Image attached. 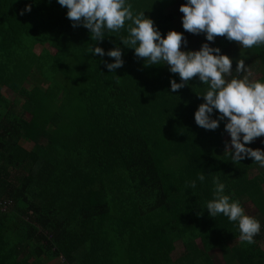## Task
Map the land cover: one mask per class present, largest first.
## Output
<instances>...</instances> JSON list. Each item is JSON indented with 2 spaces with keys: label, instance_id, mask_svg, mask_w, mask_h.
I'll return each mask as SVG.
<instances>
[{
  "label": "trees",
  "instance_id": "trees-1",
  "mask_svg": "<svg viewBox=\"0 0 264 264\" xmlns=\"http://www.w3.org/2000/svg\"><path fill=\"white\" fill-rule=\"evenodd\" d=\"M129 2L162 35L180 31L195 50L206 42L182 27L186 0ZM66 13L57 0H0V264H264V168L231 160L226 121L215 130L196 124L207 86L197 76L171 92L179 74L145 66L120 41L126 28L94 41ZM208 43L232 58L233 71L242 59L264 78V45ZM97 45L120 47L123 66L109 72L114 58L91 53ZM248 146L264 150V136ZM200 174L205 181L189 189ZM213 177L246 214L255 206L254 243L204 208ZM178 242L185 252L174 259Z\"/></svg>",
  "mask_w": 264,
  "mask_h": 264
},
{
  "label": "clouds",
  "instance_id": "clouds-1",
  "mask_svg": "<svg viewBox=\"0 0 264 264\" xmlns=\"http://www.w3.org/2000/svg\"><path fill=\"white\" fill-rule=\"evenodd\" d=\"M67 9V18L73 21V27L82 25L90 32L91 39L102 41L108 33L127 30V37L120 41L134 49L138 58H143L145 66L168 65L171 73L179 74L180 82L170 80L171 92L175 93L193 78L197 77L206 85L203 102L194 113L198 126L206 130H215L220 121H226L225 130L230 134L225 142L227 154L233 162L252 158L260 168H264V150L248 145L264 136V78L251 76L244 60L240 59L233 75L232 58L221 52L220 47L212 46L217 36L237 42L244 49L264 45V0H186L180 5L183 13L182 27L185 31L206 37L198 50H182L186 44L184 34L169 30L166 35L154 25L153 20L144 11L134 12L129 0H57ZM31 11V5H25L23 12ZM91 53L114 58L106 62L109 72L123 66L122 50L114 47L105 52L99 45L92 47ZM243 75L241 76L240 74ZM214 110L218 111L213 118ZM204 174L188 182V188L194 189L197 180L205 181ZM213 194L205 207L211 217L223 215L229 221L236 222L241 242L254 243V237L261 230L260 221L245 213L238 200L225 194L226 185L219 177H213Z\"/></svg>",
  "mask_w": 264,
  "mask_h": 264
},
{
  "label": "rangeland",
  "instance_id": "rangeland-1",
  "mask_svg": "<svg viewBox=\"0 0 264 264\" xmlns=\"http://www.w3.org/2000/svg\"><path fill=\"white\" fill-rule=\"evenodd\" d=\"M194 39V38H193ZM192 39V40H193ZM191 40V41H192ZM198 40V42H199V39H197ZM195 41L193 40V44H190V42L188 43V44H186V45H184L183 43L181 44V49L182 50H186V49H188V50H195ZM191 47H194V48H191ZM239 57H240V55H239ZM251 76L253 77V78H256L257 76H259V74H257V73H252L251 74ZM35 82H34V80L33 79H31L28 83H27V86H29V87H31L33 84H34ZM10 95L13 97V98H18L15 94H13V93H10ZM25 143V146L27 147V148H32L33 147V143L32 142H30V141H25L24 142ZM247 211H248V213L249 214H251V215H254L256 212H257V210H256V208H255V206H253L251 203H248V205H247ZM261 246L264 248V231H263V238L261 239ZM184 252H185V247H184V244L182 243V242H178L177 243V247H176V250L174 251V253H173V258L174 259H177V258H179L180 256H182V254H184ZM213 257H214V259H215V261L216 262H223V255H222V252L220 251V250H216V251H214L213 252ZM46 264H61V260H55V261H52V262H49V263H46Z\"/></svg>",
  "mask_w": 264,
  "mask_h": 264
}]
</instances>
